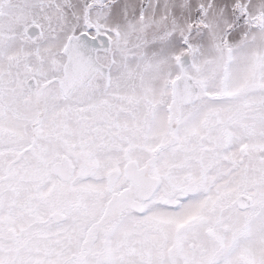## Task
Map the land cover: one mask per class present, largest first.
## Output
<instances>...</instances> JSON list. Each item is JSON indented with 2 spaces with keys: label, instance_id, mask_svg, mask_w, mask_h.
<instances>
[{
  "label": "snow or ice",
  "instance_id": "6c2138e0",
  "mask_svg": "<svg viewBox=\"0 0 264 264\" xmlns=\"http://www.w3.org/2000/svg\"><path fill=\"white\" fill-rule=\"evenodd\" d=\"M0 264H264V0H0Z\"/></svg>",
  "mask_w": 264,
  "mask_h": 264
}]
</instances>
